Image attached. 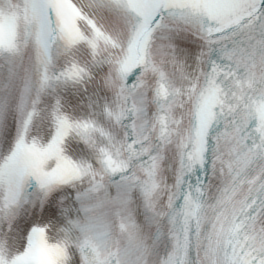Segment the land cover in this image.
<instances>
[{
    "label": "snow or ice",
    "instance_id": "obj_1",
    "mask_svg": "<svg viewBox=\"0 0 264 264\" xmlns=\"http://www.w3.org/2000/svg\"><path fill=\"white\" fill-rule=\"evenodd\" d=\"M0 264H264V0H0Z\"/></svg>",
    "mask_w": 264,
    "mask_h": 264
}]
</instances>
